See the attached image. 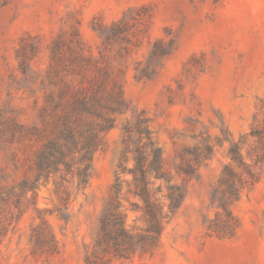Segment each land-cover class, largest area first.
<instances>
[{"label":"rangeland","instance_id":"rangeland-1","mask_svg":"<svg viewBox=\"0 0 264 264\" xmlns=\"http://www.w3.org/2000/svg\"><path fill=\"white\" fill-rule=\"evenodd\" d=\"M98 89L128 107L112 114L86 184L57 173L20 193L44 118ZM140 111L164 170L186 191L159 241L119 258L95 239L116 176L125 226H142L131 176L117 171L122 127ZM263 118L264 0H0V134L21 125L12 142L0 136V264H85L86 255L97 264H264V166H253L258 178L244 181L229 215L211 194L224 164L238 170L231 144L253 164L249 131ZM203 139L211 155L196 163L190 151ZM180 155L195 165L191 177L176 172ZM155 184L166 210L165 181Z\"/></svg>","mask_w":264,"mask_h":264},{"label":"trees","instance_id":"trees-1","mask_svg":"<svg viewBox=\"0 0 264 264\" xmlns=\"http://www.w3.org/2000/svg\"><path fill=\"white\" fill-rule=\"evenodd\" d=\"M98 91L99 89L95 90L89 96L76 97L69 106L63 108L61 114H54L51 119L44 118L42 130L36 132L37 137L43 140L29 165L33 175L22 180L20 193L25 189L33 191L41 179L57 173L60 180L71 173L76 175L78 186L86 184L92 154L102 146V134L114 125L112 114L122 113L128 107L119 95L112 92L104 97ZM59 105L60 101L55 107ZM90 116L97 121L90 119ZM147 121L140 111L123 125L124 148L117 162V171L126 172L131 176L130 181L126 183L127 192L139 200V205L135 202L132 204L141 211L142 226L136 230L125 226L124 215L119 209L117 199L121 183L118 176L113 184L114 193L104 205L99 219L96 248L102 253L119 258H130L156 244L164 230V222L176 212L185 196L184 182H171L172 177L164 170L161 149L154 145L150 138L151 131ZM7 129L9 135L3 129L0 136L4 142H12L16 138V131H21V125L13 122ZM249 134L256 140L249 153L253 164L246 163L241 158L237 145L231 144L229 155L238 170L228 163L224 164L218 179L219 184L212 188V200L228 215L229 204L238 197L244 181L253 182L258 178L253 166H264V118L261 124L251 125ZM124 152L131 154L130 167L124 165ZM190 153L193 154L195 162L200 163L210 157L211 148L203 139L201 149L194 148ZM180 159L181 162L176 164V172L185 177L194 175L195 165L183 155H180ZM77 162L84 164L80 166ZM157 179L165 181V197L168 199L166 210L164 203L157 196L161 191V185L155 184ZM223 186L225 188L221 189ZM2 236L3 233L0 232V241ZM35 241L37 244L44 243L40 236H36ZM85 264H97V259L86 255Z\"/></svg>","mask_w":264,"mask_h":264}]
</instances>
